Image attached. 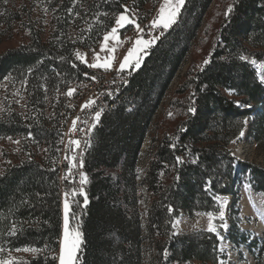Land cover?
<instances>
[{
    "label": "trees",
    "instance_id": "obj_1",
    "mask_svg": "<svg viewBox=\"0 0 264 264\" xmlns=\"http://www.w3.org/2000/svg\"><path fill=\"white\" fill-rule=\"evenodd\" d=\"M145 1L133 2L143 6ZM129 2L0 0V45L21 39L0 52V86L15 81L21 89L25 81L27 105L33 107L43 87L55 83L53 103L60 125L58 97L62 80L76 72L73 50L95 48L112 26V17ZM213 2L185 0L176 22L120 88L123 97L118 102L114 97V106L107 109L100 128L93 130L83 161L90 177L88 203L84 206L83 199L75 196L70 205V219L77 220L82 239L76 264H219L215 234L177 235L174 220L180 213L190 217L217 212V197L235 198V180L247 171L258 179L257 191L264 193L259 168L235 161L227 150L250 115L257 119L251 128L253 139L258 142L264 136V86L240 58L264 60V0L232 1V11L218 26L208 63L190 69L179 90L180 95L188 94L178 103L183 119L170 134L151 138L142 174L134 173L160 96ZM34 120L28 117L27 124L15 113L0 117V136L31 134L45 152L0 174V249L4 250L0 260L20 254L14 264H56L62 181L54 169L58 153L52 158L51 143L57 133L44 118ZM138 188L145 189L146 210L139 205ZM13 228L15 235L10 234ZM229 229L228 238L235 244L230 233L237 228L230 223ZM25 247L43 251H15ZM258 254L257 264H264V246Z\"/></svg>",
    "mask_w": 264,
    "mask_h": 264
},
{
    "label": "rangeland",
    "instance_id": "obj_2",
    "mask_svg": "<svg viewBox=\"0 0 264 264\" xmlns=\"http://www.w3.org/2000/svg\"><path fill=\"white\" fill-rule=\"evenodd\" d=\"M133 1L134 0H130L129 4H125L123 6L122 13H124L125 8H127L126 15L133 19L135 24L125 23L123 28H118V41L110 39L107 42L106 49L115 48V52H109L107 50L101 51V44L104 43V35L110 33L112 27H118L115 24V20L121 13L112 17V26L106 33H104L95 48H75L73 50L72 69L73 66H76L77 70H75L76 72L72 75V77L70 76V78H67L69 81L71 79L80 78L81 74L79 73H83L84 71H105L101 68H90L87 66L88 64L96 62L94 59L96 54H99L101 62L106 57L113 56L114 61L112 68L119 69L120 63L123 61L124 56L127 55L129 49L135 46V41L137 39L142 38L145 41H153L148 38V30L150 29L148 21L151 16H157L160 6L164 3V0H146V3L143 6H140L139 3ZM232 1L234 0H214V2L204 14L193 38V42L190 44L188 53L185 55L183 62L180 64L174 76L168 83L166 90L161 94L158 104L156 105L155 116L152 118V123H150L148 128L149 133L145 136L138 152L134 173L138 172V174H142V170L147 163L146 156L149 151L151 138L153 136L158 138L163 132L170 134L174 127L179 124L180 120L183 119L184 112L178 108V103L183 101V99H185L188 94L186 96L183 94L180 95L179 90L182 86V83L185 81V76L188 71H190V69L193 71L199 70L201 65L204 64V61L209 59L210 53L215 46V36L218 31V26L222 18L228 16H226L225 13L227 12L228 8L231 7ZM137 24L141 29L139 31L136 27ZM158 28L161 33V37L169 29L168 28L165 30L160 27ZM161 37L157 39L155 43L160 41ZM19 43H21V39L14 38L12 42L0 45V52H2L7 47H15ZM153 45L151 43L150 46L145 47L143 51L139 52V66H136L135 64L136 56L134 55L131 58L130 66L126 67L123 71L134 73L136 70H138L148 54L151 52ZM136 47L139 48V46ZM77 53L83 56L87 63H82L80 60H78L76 58ZM244 61H246L252 67V69L255 71L258 81L264 86V60L256 61L250 57H244ZM253 61H255V63H253ZM58 79L59 81L62 80V78ZM71 81L73 82V80ZM9 82L10 81L4 82L0 86V117L3 119L9 118L12 113H15L22 118V122H26L27 124H29L28 117L30 119H35L34 122H38L40 119L44 118L49 125H52L53 128L56 129L57 133L55 142L51 143L52 147L50 146L51 148L54 147L53 150L50 148L53 154L52 158H55L56 153H58V158H60L61 146L62 144L64 146L65 143L68 144L70 138L63 139L60 138L58 134L60 125L58 123L57 113L55 114L56 109L54 107V97L56 96L54 91L55 83L51 87L45 85L42 90V95L39 96V99L36 101L35 105L33 107H28L25 94V81L21 89L19 88V84H17L15 81ZM224 93L226 96L231 94L228 92ZM73 95H75V92ZM256 120L257 119L255 118V115H250L248 119L244 121L243 130L240 132L238 137H236L229 144L227 150L235 159V161L257 167L264 174V136L260 137L258 139L259 141L256 142L252 137L253 134H250L252 131L251 128H253L256 124ZM241 133H243V135H241ZM14 141H19V143H14ZM72 147L74 146L70 145V149ZM40 148L41 146L39 145V142L36 143L31 134L6 137L0 136V174L6 167L10 165L21 163L25 160L30 161L37 159L42 154L45 155V152L42 153ZM73 155L77 157V162L80 161L77 150L74 152L69 150V153L65 155L64 158L66 162V172L69 164V160L66 159V157H71ZM87 156L88 154H86V157ZM83 169L86 171L85 165L83 168L79 167L78 164L77 167L72 169V174L69 175L64 181L65 185L68 187L64 192L71 193L72 190L75 189V196H80L83 199V205L85 206L84 196L79 195V185H81L80 173ZM84 175L87 178V182L83 185H85V188L88 189L90 185V177L87 172L84 173ZM256 179L257 178H254L251 173L247 171L245 175L239 176L237 177V180H235V198H232L231 196L217 197L219 198V200L217 199L216 201L218 205V211L213 213L215 217L213 219V225L215 228L214 232L208 231L209 217L207 213H195L190 217L184 213H180L172 225L175 234L190 235L199 232L213 233L216 235L219 243L218 251L221 257L219 264H257L259 255L258 249L264 246V193L257 191V185L254 183ZM138 191H140L142 194L139 205L143 210H146L147 198L145 197V189L138 188ZM64 192L62 194L60 193L61 230L56 253V264H59L60 244L64 231ZM84 193L86 196H88L89 192L87 191ZM75 196H69L70 205L71 198ZM221 204H223L224 211L223 221L218 218ZM230 223H233L237 228L236 233H230V237L233 239V241H235V244H233L232 240L228 238L230 232ZM221 224H225L227 227H221ZM69 229L70 231L77 230L81 234L77 220H69ZM70 242L71 238H69V243ZM19 257L20 254H15L9 255L6 259L13 261L15 258Z\"/></svg>",
    "mask_w": 264,
    "mask_h": 264
},
{
    "label": "snow or ice",
    "instance_id": "obj_3",
    "mask_svg": "<svg viewBox=\"0 0 264 264\" xmlns=\"http://www.w3.org/2000/svg\"><path fill=\"white\" fill-rule=\"evenodd\" d=\"M5 2H7V0H5ZM184 3H185V0H164V3L160 6L157 17L155 19H153V21L151 22L152 28L160 27V28H163L165 30L170 28L176 22V19L179 15L180 10H181L182 6L184 5ZM231 11H232V8L229 7L227 12L225 13V15L227 16L228 13H230ZM126 12H127V8H125L124 13H121L117 16V18L115 20V24L118 27H112L111 32L104 35V37H103L104 43L101 44V51L107 50L109 52H115V48L106 49L107 42L110 39L118 41V28H123L125 26V23L135 24V21L126 15ZM105 15H107V14H105ZM136 27H137L138 31L141 30L140 26L138 24L136 25ZM153 42L154 41H145L142 38L137 39L135 41V46L133 48L129 49L127 55L124 56V59L120 63L118 71H123L126 67L130 66L131 58L134 55L136 56L135 64H136V66H139V63H140L139 52L143 51L145 47L150 46V44ZM136 46H139V48H137ZM76 58L78 60H80L82 63H87L86 59L83 56H81L79 53L76 54ZM240 58H241V60L244 59L243 56ZM94 59L96 60V62L92 63V64H88L87 65L88 67H90V68H101V69H104L105 71L111 70L112 64L114 61L113 56H108L101 62L99 54H96ZM207 63H208V60H205L204 64H207ZM253 63H255V61H253ZM92 79L95 80L96 78L92 77ZM74 92H75V89L70 88L67 91L66 95L71 97ZM91 103H93V101H88V103L85 104L83 107L87 108ZM189 111L194 112L195 109L190 107ZM99 118H100V113L96 112L95 119L98 121ZM76 127H77V120H73L72 121V128L70 129V131H75ZM241 135H243V133H241ZM9 139H11V138H9ZM14 143L18 144L19 141H14ZM80 144H81L80 140L70 139L68 142V145H71L74 147L69 149L68 145H66L65 150L66 151L70 150V151L74 152L80 148ZM79 155L82 157L83 152H80ZM66 159L69 160V164H68L66 175L62 176L61 179H67L68 176L72 174V169L77 167V164L79 165V167H83V162L82 161L77 162V157L74 155L71 157H66ZM180 162H181L180 158L178 157L177 163H180ZM80 177H81L80 184L81 185L85 184L87 182V178L85 177L83 172L80 173ZM63 195L65 197L64 203H63L64 231H63V238H62L61 244H60L59 264H76L77 253L79 251L80 244L82 243V239H81V234L79 233V231H77V230H71L70 231V229H69V220H70V211H71L69 196L70 195L75 196L76 190L73 189L71 193L64 192ZM79 195L84 196V204L86 205L88 203V201H87V196L84 193L83 188H81L79 190ZM217 199L219 200V198H217ZM169 211L171 212V209H169ZM207 215L209 217L208 231L214 232L215 228L213 225V219L215 217H214L212 212L207 213ZM218 218L221 221H223V219H224L223 204H221V206H220ZM220 226L224 227V228L227 227V225H225V224H221ZM10 234L11 235L16 234L15 228H13L11 230ZM69 238H71L70 243H69ZM2 251H4V250L0 249V252H2ZM15 251L39 253L43 250L39 249V248L25 247L23 249L17 248V249H15ZM0 264H14V262L10 259H5V260H0Z\"/></svg>",
    "mask_w": 264,
    "mask_h": 264
},
{
    "label": "built area",
    "instance_id": "obj_4",
    "mask_svg": "<svg viewBox=\"0 0 264 264\" xmlns=\"http://www.w3.org/2000/svg\"><path fill=\"white\" fill-rule=\"evenodd\" d=\"M157 16H151L148 24L150 29L148 30V38L151 40H157L161 37L159 28H152L151 22ZM74 70L76 66H73ZM80 78L63 79L61 82L62 97H58L57 105L72 104L74 106V113L72 115H62L61 124L59 127L58 134L60 138H70L78 139L81 141L80 148L77 149L79 155L83 152V148H86V142H93L92 130L99 129L102 123V119L106 116V111L108 106H114V104H108V97H117V102L120 96V88H122L123 80H128L131 76V72L118 71V68H112L108 71H84ZM92 77L96 79L93 80ZM70 88H75V95L71 98L66 95ZM88 101H93L87 108L83 106L88 103ZM96 112L100 113V118L97 121L95 119ZM77 120V127L72 133H65V121ZM94 125V126H93ZM65 145L61 146L60 158H58L57 163L54 165V169L57 170L58 178L62 180V193L65 191L67 186L65 185V179H61L62 176L66 174L65 171V155L69 153V150H65ZM70 149V145H68ZM80 161H85L84 155L81 157L79 155ZM81 172L86 173L85 169ZM79 188H83L84 192L88 189L85 185H79Z\"/></svg>",
    "mask_w": 264,
    "mask_h": 264
},
{
    "label": "bare ground",
    "instance_id": "obj_5",
    "mask_svg": "<svg viewBox=\"0 0 264 264\" xmlns=\"http://www.w3.org/2000/svg\"><path fill=\"white\" fill-rule=\"evenodd\" d=\"M128 80H123L122 82V86L125 85L127 83ZM59 97H62V92L59 94ZM114 100V97H108V104H111V102ZM67 106L66 110L64 108V105H62L61 107V112H60V117H62L63 113L64 115H72V113H74V106H72V104H65ZM111 106H108V108H110ZM72 128V121H65V133H72V131H70V129ZM93 133V130H92ZM90 142H86V148H83V155L87 149V147L89 146ZM62 181V180H61ZM62 189V186H61ZM230 198V197H227Z\"/></svg>",
    "mask_w": 264,
    "mask_h": 264
},
{
    "label": "water",
    "instance_id": "obj_6",
    "mask_svg": "<svg viewBox=\"0 0 264 264\" xmlns=\"http://www.w3.org/2000/svg\"><path fill=\"white\" fill-rule=\"evenodd\" d=\"M155 44V41L152 43V45Z\"/></svg>",
    "mask_w": 264,
    "mask_h": 264
}]
</instances>
